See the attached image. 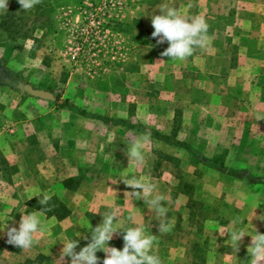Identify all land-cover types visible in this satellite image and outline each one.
I'll list each match as a JSON object with an SVG mask.
<instances>
[{
    "label": "rangeland",
    "instance_id": "374dc122",
    "mask_svg": "<svg viewBox=\"0 0 264 264\" xmlns=\"http://www.w3.org/2000/svg\"><path fill=\"white\" fill-rule=\"evenodd\" d=\"M164 3L202 17L208 46L183 61L162 57L168 45L151 36V16ZM0 23V222L7 220L0 264L38 256L40 264H58L59 241L90 236L106 210L94 213L97 207L115 197L121 226H133L141 212L162 264H251L252 235L264 234V186L244 176L264 178V0H36L30 10L9 0ZM213 71H222L230 87L240 73L248 88L230 91ZM18 75L52 92L58 103L174 134L231 172L152 136L143 163L136 164L127 146L143 132L21 94ZM133 177H148L164 195L168 232L159 231L160 218L142 198L129 200L126 181ZM42 195L56 198L69 214H45L43 237L30 249L9 251L7 227L38 211ZM234 219L251 234L236 250L227 233ZM81 235L77 251L88 242ZM121 237L114 234L109 245L122 248ZM96 255L102 261L105 253Z\"/></svg>",
    "mask_w": 264,
    "mask_h": 264
},
{
    "label": "clouds",
    "instance_id": "9594fccd",
    "mask_svg": "<svg viewBox=\"0 0 264 264\" xmlns=\"http://www.w3.org/2000/svg\"><path fill=\"white\" fill-rule=\"evenodd\" d=\"M16 2L21 6V9L30 10L34 7L36 0H16ZM8 3L9 0H0V11H7ZM158 8L160 14L151 16V26L154 29L151 36L158 37L157 44L167 43L168 46L160 53L162 57L183 61L192 56L197 48L208 46V25L202 17H187L182 11L167 3L161 4ZM150 136L151 132L145 130L140 138L129 141L127 155L134 163H143L145 142ZM126 185L131 189L126 192L129 200L142 198L147 209L160 218L159 231L168 232L172 226L167 222L168 209L164 203L165 197L159 193L157 185L148 177H133L126 181ZM49 200L50 196L42 195L38 203L43 206ZM115 200L116 197L111 201H103L97 207L94 213L100 212L101 208L106 210L100 213L103 217L102 222L92 228L90 236L76 233L74 237L65 236L59 241L63 247L58 257V264L63 262L66 257L68 264H162L159 255L153 251L155 235L150 234L147 230L141 212V220L135 222L133 226H121ZM46 211L47 209L41 207L38 211H30L21 215L18 227H7L6 243L19 249L32 248L35 238L44 235L42 217ZM259 219L264 220V215H261ZM6 221L0 222V232H4ZM240 223L239 220L234 219L231 222V231L227 232L235 245V250L238 242L247 234L246 229L239 226ZM121 233L122 248L117 249L110 246L109 241L113 239L114 234ZM77 235H81L83 240L88 241L85 246L79 248V251L76 250L79 245V241L75 239ZM252 245L248 249V251L251 250L249 261L251 264H257L258 261L264 259V234L252 235ZM98 251L105 253L102 261L96 255Z\"/></svg>",
    "mask_w": 264,
    "mask_h": 264
},
{
    "label": "trees",
    "instance_id": "16d2710c",
    "mask_svg": "<svg viewBox=\"0 0 264 264\" xmlns=\"http://www.w3.org/2000/svg\"><path fill=\"white\" fill-rule=\"evenodd\" d=\"M0 25H1V23H0ZM1 68H3V63L0 60V70H1ZM4 73H5V71H4ZM16 78L19 81L27 83L19 75L16 76ZM54 104L61 109H65L69 112H73V113H75L81 117L98 120L104 124H109L111 126H124L127 129H133V130L143 132V133L145 130H148V129L140 126V125H133V124H130V123L123 121V120H112L108 117L90 114V113L86 112L85 110L78 108L73 103H71L67 100L63 101L62 103H58V98H56V101L54 102ZM149 131L151 132V136L154 139L163 141L169 145H172L175 148L183 149L185 152H187V153L191 154L193 157H195L203 165L214 168L218 171L227 172L228 174L231 172L228 169L224 168L223 165H221V163H219L218 161L212 160V159H207V158L203 157L200 154V152L195 150L191 145L187 144L186 142L179 141L174 134L163 135V134H161L155 130H152V129H149ZM245 173H247V175L244 174V176H247L250 180H252L253 183L261 184L262 186H264V178L254 179V177L250 173H248V172H245ZM41 207L42 206L37 205L35 208L40 210ZM56 207L59 208V211L55 214L51 210H54ZM43 208L47 209L45 214H47L48 216L54 215L57 219H63L69 214L68 209L60 201H58L56 198H53L52 200L48 201L46 206ZM5 244H6V247L8 248L9 251L17 252L19 250L18 247H15L11 244L6 243V241H5ZM38 258H41V256H38L36 258V260L34 259V260L25 261L24 264H40V262L37 261Z\"/></svg>",
    "mask_w": 264,
    "mask_h": 264
},
{
    "label": "water",
    "instance_id": "95a60500",
    "mask_svg": "<svg viewBox=\"0 0 264 264\" xmlns=\"http://www.w3.org/2000/svg\"><path fill=\"white\" fill-rule=\"evenodd\" d=\"M15 88L21 94H26V95L33 97V98H36V99L49 101L52 103H54L56 101V97L52 92L44 90V89L35 88L28 83H20V84L16 85Z\"/></svg>",
    "mask_w": 264,
    "mask_h": 264
},
{
    "label": "crops",
    "instance_id": "0c3cea01",
    "mask_svg": "<svg viewBox=\"0 0 264 264\" xmlns=\"http://www.w3.org/2000/svg\"><path fill=\"white\" fill-rule=\"evenodd\" d=\"M208 28H209V25H208ZM222 60H223V58L220 59L221 62H222ZM214 75H217V76L215 77ZM210 76H212V77L214 76L213 78H218L222 82V86L224 85L230 91H232V88H238L239 86L243 87L244 89L248 88V84L243 82V77L240 76V73H238V75L235 77L236 84L233 87H230L229 82H228V78H227V76L224 73H222V71H213L212 75H210ZM260 88H261V86H260ZM253 101L260 102L262 100L260 98H258V97H255V99ZM39 118H41V117H39ZM20 123H23V121H21ZM20 123H19V125H20ZM16 125L18 126V122H16ZM34 130H36V132H38V131H41V128H36ZM33 145H35V144L31 143V144L28 145V147L29 146L33 147ZM17 155H19V153Z\"/></svg>",
    "mask_w": 264,
    "mask_h": 264
}]
</instances>
